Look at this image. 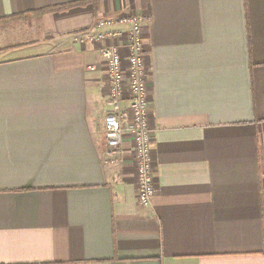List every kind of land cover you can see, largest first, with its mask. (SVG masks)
I'll use <instances>...</instances> for the list:
<instances>
[{
  "label": "crops",
  "instance_id": "crops-1",
  "mask_svg": "<svg viewBox=\"0 0 264 264\" xmlns=\"http://www.w3.org/2000/svg\"><path fill=\"white\" fill-rule=\"evenodd\" d=\"M68 1L0 0L21 15L0 22V264H264V0L29 12ZM122 11L144 18V206L129 131L105 159L100 45L72 36Z\"/></svg>",
  "mask_w": 264,
  "mask_h": 264
},
{
  "label": "built area",
  "instance_id": "built-area-1",
  "mask_svg": "<svg viewBox=\"0 0 264 264\" xmlns=\"http://www.w3.org/2000/svg\"><path fill=\"white\" fill-rule=\"evenodd\" d=\"M143 19L142 15L132 11H122L114 16L100 15L94 19L91 29L72 33L77 40L94 41L100 45L107 106L103 119L105 159L114 162L120 157L123 134L129 131L136 200L142 206L149 204L156 191L151 159L152 128L148 120V65ZM116 23L120 26H114Z\"/></svg>",
  "mask_w": 264,
  "mask_h": 264
},
{
  "label": "trees",
  "instance_id": "trees-1",
  "mask_svg": "<svg viewBox=\"0 0 264 264\" xmlns=\"http://www.w3.org/2000/svg\"><path fill=\"white\" fill-rule=\"evenodd\" d=\"M88 2H91L93 4V9L94 10H96L98 8L97 0H74V1H68V2H65V3L56 4V5L40 7V8H37V9H35L33 11H29V12H33L34 16L39 17L45 12L63 10V9L69 8V7L74 6V5H82V4H86ZM25 14H26V12L22 13V15H25ZM19 16H21V15H10L9 17L6 16V17H3V18H0V22H2L3 19L9 20L11 18H15V17H19Z\"/></svg>",
  "mask_w": 264,
  "mask_h": 264
},
{
  "label": "rangeland",
  "instance_id": "rangeland-1",
  "mask_svg": "<svg viewBox=\"0 0 264 264\" xmlns=\"http://www.w3.org/2000/svg\"><path fill=\"white\" fill-rule=\"evenodd\" d=\"M34 18L37 19L36 16H34ZM11 22H12V21H11ZM9 24H10V22H9Z\"/></svg>",
  "mask_w": 264,
  "mask_h": 264
}]
</instances>
